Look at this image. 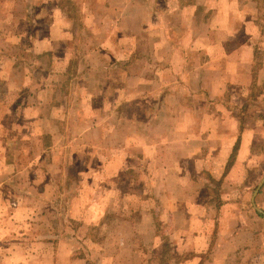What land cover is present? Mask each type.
<instances>
[{"label":"rangeland","instance_id":"obj_1","mask_svg":"<svg viewBox=\"0 0 264 264\" xmlns=\"http://www.w3.org/2000/svg\"><path fill=\"white\" fill-rule=\"evenodd\" d=\"M263 178L264 0H0L1 264H264Z\"/></svg>","mask_w":264,"mask_h":264},{"label":"crops","instance_id":"obj_2","mask_svg":"<svg viewBox=\"0 0 264 264\" xmlns=\"http://www.w3.org/2000/svg\"><path fill=\"white\" fill-rule=\"evenodd\" d=\"M235 1H238V0H235ZM245 2H251L252 0H244ZM233 4H234V0H230V5L231 6H233ZM230 25V21H227V23L225 24V27L226 28H228V27H230L229 26ZM254 26V25H253ZM256 27V26H255ZM249 28H252L251 26H249ZM257 31H258V28H257ZM246 43H248V42H244V44H246ZM244 44H243V46L242 47H244ZM15 249H10V253H11V256H9V257H7V258H9L11 261H13L14 260V258H13V256H14V253H15V251H14ZM15 261H17V262H19V263H14V264H21L22 263V261H20V260H15ZM21 262V263H20ZM25 264H27L26 262H24ZM1 264V263H0ZM29 264V263H28Z\"/></svg>","mask_w":264,"mask_h":264},{"label":"trees","instance_id":"obj_3","mask_svg":"<svg viewBox=\"0 0 264 264\" xmlns=\"http://www.w3.org/2000/svg\"><path fill=\"white\" fill-rule=\"evenodd\" d=\"M237 144V143H236ZM236 158V148L232 151V153L229 156V160L227 161V166L232 164L234 162V159Z\"/></svg>","mask_w":264,"mask_h":264},{"label":"water","instance_id":"obj_4","mask_svg":"<svg viewBox=\"0 0 264 264\" xmlns=\"http://www.w3.org/2000/svg\"><path fill=\"white\" fill-rule=\"evenodd\" d=\"M263 180H264V178H263ZM263 180H262V181H263ZM262 181H261V182H262ZM260 185H261V183L259 184V186H260ZM259 186H258V188H259ZM258 188L256 189V191L258 190Z\"/></svg>","mask_w":264,"mask_h":264}]
</instances>
